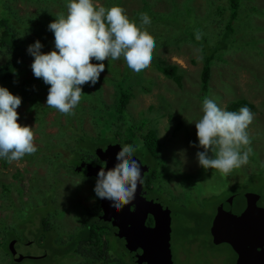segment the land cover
<instances>
[{
    "label": "rangeland",
    "instance_id": "obj_1",
    "mask_svg": "<svg viewBox=\"0 0 264 264\" xmlns=\"http://www.w3.org/2000/svg\"><path fill=\"white\" fill-rule=\"evenodd\" d=\"M108 1H115L114 4L118 2L115 6L123 7L137 25L140 24V13L149 15L151 25L147 27V31L154 36L156 42L152 61L160 58L162 61L160 63L175 65L178 81L158 72L152 63L149 70L134 75L122 57L110 64L105 60V71L101 73L97 86L89 84L83 86L86 93L74 110L75 115H63L56 109L48 107L46 104L48 93H42L38 101L41 109L46 108L42 116L43 123L36 119L41 112L37 111V114L34 112L38 105L35 107L27 102H22L17 109L18 123L32 127L36 145H41L38 139L42 134L55 136L59 129L69 136H76L75 131L80 130L85 138H89V142H95L99 135L96 134L93 122H90L92 118L88 110L91 107L87 109L84 117L82 115V107L87 108L85 98L91 99L99 106H111L117 96L118 86L123 89L129 85L130 97L125 107L130 116L124 113L126 125L134 129L139 127L141 130L153 129L157 138L155 156L148 160V164L151 162L157 165L151 167L149 164V170L155 171H152L153 178L156 176L158 178L166 197L164 203H167L171 215L169 244L172 264H210L212 257V260H216L213 264H233L234 255L231 249L225 244L213 245L208 229L217 204L228 193L241 194L244 190V193L258 195L257 204L264 205V0H239L236 17L231 22L232 39L220 50H217L215 45L218 44L224 30L225 17L228 14L226 0ZM94 3L99 6L98 0H94ZM222 6V11L218 13ZM130 8L138 11L130 12ZM197 33L201 37L199 40L196 39ZM37 40L43 45L42 53L55 50L54 34L50 33L46 42L40 31L29 34L22 48V56L16 57L21 69L19 79L28 77L32 72L31 64L34 57L27 49ZM213 46L215 52L209 62L208 84L206 89H202L199 81L202 56L209 53ZM92 63H96L95 60ZM124 67L134 78L135 84L124 82L123 86ZM205 97L214 100L224 110H227L228 104L238 103L235 109L237 112L244 107L241 103L243 102L254 115L248 129L252 138L253 153L247 165L235 169L227 177L215 169L205 171L198 163L196 154L203 149L198 147L194 123L202 117V101ZM91 113L94 114L95 109L91 110ZM67 116L70 121H66ZM79 119L81 121H78ZM113 129L122 132L124 126L119 128L112 126L111 130ZM109 134L105 133V136ZM128 136L124 130L121 138ZM132 139L129 144L135 145L137 138ZM136 145H139V142ZM144 154V149L139 147L135 157L144 162ZM15 169L19 171L21 177L19 184L23 190L18 200L13 190L16 185L10 188L14 202L12 204L7 199L8 186L5 182L14 181L10 174ZM31 169L37 170L39 174L44 173L42 167L31 163L28 165L26 160L15 161L5 168L0 167V204L5 195L9 207L0 208V222L2 221L0 264H51L55 258L54 254L59 251L54 247L47 258H25L20 262H13L7 251L8 238L12 237L16 240L15 247L22 254L37 252L35 246L23 243L26 240H36L39 217L50 212L53 203H57L52 196L53 189L49 191L44 188L47 183L45 177H41L39 182L36 179L32 180V194L27 200L28 174ZM66 178L70 179L68 176L58 179L66 185ZM229 179L232 182L229 183ZM63 182L59 185L62 186ZM64 203L65 199L62 205ZM69 209L73 218L83 220L72 206ZM23 218L31 219V222L26 225ZM25 226L26 229L23 228ZM65 242L64 239L62 243ZM71 246L72 244H67L65 250ZM14 251L16 252L15 249ZM123 254L127 253L123 251Z\"/></svg>",
    "mask_w": 264,
    "mask_h": 264
},
{
    "label": "clouds",
    "instance_id": "obj_2",
    "mask_svg": "<svg viewBox=\"0 0 264 264\" xmlns=\"http://www.w3.org/2000/svg\"><path fill=\"white\" fill-rule=\"evenodd\" d=\"M66 8V15L59 14L48 25L54 34L55 50L42 53L43 45L37 40L27 51L34 57V76L50 86L47 106L63 115H75L83 86H94L99 81L105 60L122 57L133 74L139 75L150 69L156 42L147 31L151 25L147 13L139 14L137 25L121 6L105 8L94 0H68ZM200 38L197 33L196 39ZM21 103V97L0 86V159L9 164L38 151L32 127L18 123ZM201 111L202 117L194 123L198 147L203 149L196 154L198 163L205 171L215 169L227 177L247 165L253 153L248 129L254 115L247 106L238 112L224 110L208 97L203 99ZM138 147L120 146L115 166L98 171L95 195L110 201L115 209L130 204L138 184L144 182L141 162L134 159Z\"/></svg>",
    "mask_w": 264,
    "mask_h": 264
},
{
    "label": "trees",
    "instance_id": "obj_3",
    "mask_svg": "<svg viewBox=\"0 0 264 264\" xmlns=\"http://www.w3.org/2000/svg\"><path fill=\"white\" fill-rule=\"evenodd\" d=\"M98 1L99 6H104L105 8H110L118 3L116 2V4H114L115 1L108 0ZM67 2L68 0H0V86L7 88L13 95H18L21 97L22 102H27L28 104L32 103L35 107L38 105L37 110H34V112L36 114L38 113L37 111L41 112L40 116L36 117L40 123H43L42 116L45 114L46 108L41 109L39 105L40 101L38 100L41 99L42 93H48L50 86L46 85L42 79L36 78L33 72H31L28 77L19 79L18 76L21 72V69L18 65V62L16 61V57L22 56V48L24 47L29 34H36L40 31L46 42L47 36L52 33L49 31L48 25L53 22L59 14H65L67 11ZM226 3L227 4L225 7L227 8L228 14L225 17L226 21L224 30L220 35L218 44L215 45L217 50L226 47L225 43H227L229 40L231 41L232 39L230 35L232 32L231 22L236 17L239 0H226ZM222 8L223 6L220 7L218 13L222 11ZM129 11L135 13L138 10L135 8H130ZM215 46L209 50V53H205L202 56V65L199 75V81L202 89H206L208 84L209 62L213 56V52H215ZM95 62L99 63L98 61ZM111 62H113V60H109V64ZM160 62L162 61L160 58H158L155 61H152V65L156 67L158 72L162 73L166 77L171 76L177 82L179 79L178 74L175 72L177 67L175 65H169ZM122 70L126 72L127 68L124 67ZM125 72H122L123 86L124 82L130 85L135 84L134 78L128 73V71L127 73ZM86 85L87 84H85L84 87ZM96 86L97 84H95V87ZM84 87L82 88L84 92L82 98H84L86 93ZM129 88V85L125 86L123 89L118 86L117 96L115 97L113 105L111 106H99L94 104L91 99L85 98L87 101V108L82 107V115L84 117L87 113V109L91 107L88 111L92 118L90 122H93L96 127V134L98 133L99 135L97 141L89 142V138H85V135L80 133V130L75 131L76 136L66 135L65 133H62L61 129L58 130L55 136L48 134L41 135V137L38 139L41 145H36L38 151L34 155H26L22 159L26 160L28 165L31 163L34 166H38L39 168L42 167L44 170L43 174H39V172L37 170L35 171V169L30 170L28 175L29 186H27L26 190L28 198L27 200L30 199L32 194L31 182L33 179H36L39 182L41 177H45L47 179V183L44 185V188L50 190L51 188L54 189L55 181H59L58 178L62 177L56 176L54 179V174L56 171H58L57 164L55 163L62 164V162L60 160L53 161V159H68L70 160L69 163L71 166L77 163L79 160L78 159L74 161V159H84L91 156L93 149L97 146H102L105 143L113 142L122 146L131 143L133 141L132 137L135 139L137 138L135 145L137 142H139L138 146L144 149L145 153H149L152 156L155 155V151L157 149V138L153 129L141 130V127L134 129L130 125H126L127 122L124 119V113L128 114L125 105L130 97ZM241 103L243 106L249 107L245 103ZM237 106L238 103H230L227 106V110L235 111ZM93 109H95L94 114L91 113V110ZM66 121H70L68 116L66 117ZM78 121H81V119ZM56 122L58 124V121ZM58 126L63 127L62 125ZM112 126L116 128L124 126L122 132L125 130L129 136L127 138H121L122 132H120L119 129L111 130ZM105 133L110 134L106 137ZM87 143H89V145H87ZM8 164L9 163L6 160L0 159L1 168H5ZM152 171L155 172L154 170ZM152 171L149 174H145L147 179L149 176H153ZM10 176L12 179H14V181H6L5 183L8 186L7 199L9 203L13 204L14 202L11 195V189L16 185L13 190H15L17 199L19 200L21 198L23 188L19 184L21 177L19 176V171L17 169H15L10 174ZM61 182L62 181H59L58 184H61ZM1 200L2 203L0 204V208L1 206L3 208H9L7 206L5 195ZM14 221H17L16 216L14 217ZM28 221L31 222V219H28L27 222ZM46 221L47 220L43 218L41 223H46ZM42 228L45 231L47 230V227L44 225Z\"/></svg>",
    "mask_w": 264,
    "mask_h": 264
},
{
    "label": "flooded vegetation",
    "instance_id": "obj_4",
    "mask_svg": "<svg viewBox=\"0 0 264 264\" xmlns=\"http://www.w3.org/2000/svg\"><path fill=\"white\" fill-rule=\"evenodd\" d=\"M113 143H105L99 148L104 149L107 144ZM153 156L149 153H145L143 158L144 162L140 161L141 164L147 166V171L142 175L144 182L140 185L138 196L142 197L144 200H152L160 205L163 204L161 205L162 208H167V203H164L166 200L165 193L159 184L157 176L155 178H153V176H149L148 179L145 177V174L150 173V165L151 167L157 166L151 164V162H149L150 165L148 164V160ZM54 160H60L62 162V164L55 163L57 164L58 171L54 174V179L56 176H68L70 179H65L66 185H64V182L62 181V186L58 184L59 181H55L52 196L55 197L57 203H53V207L50 212H47L45 215L39 217L37 224L39 230L36 232V240H26V242L23 243L35 246L37 252L22 254L15 247L16 240L8 238L6 248L10 258L12 259L9 243L14 245V247L12 245L11 247L14 248L16 252L23 255L22 259L47 258L51 254L52 248H58L59 251L54 254L55 258L52 260L51 264H147L146 260L140 257L142 250L138 245H134L131 250H128L125 247L124 238L117 236L118 229L124 231L131 230L133 228V224L136 222L128 221L130 218L124 219L121 211H116L114 213L111 212L107 216L103 217V211L99 198L96 197L94 192L96 184L94 177L85 176V167H82L80 170H74V168L80 163H88L91 166H104V162L96 158L93 151L92 155L89 157L84 159H74V161H78L71 166L69 163L70 160L68 159L61 158L53 159V161ZM72 170L75 172L73 173ZM71 173H73V175H69ZM25 175H27V171ZM228 182L230 183L232 180L229 179ZM241 193H244V190H242ZM234 194H238V192L228 193L223 199H221L217 206L226 198ZM142 198L135 197L128 206V212L136 211L139 213L140 209L142 210L144 208V203H140V201L143 202ZM63 199H65V203L62 205ZM258 200L259 198L255 200L256 205L264 207V205L257 204ZM70 206H72V209L76 210V212L81 215L83 220L79 221L73 218L70 213ZM216 208L213 212V216L216 212ZM136 217H139V214H135L134 218ZM43 218L47 220L46 223H41ZM23 219L26 225L30 223L29 221L27 222V218ZM112 221H115L117 224H112ZM152 222L151 216L146 213L143 219V225L149 228L152 226ZM2 224L5 225L6 223ZM43 225L47 227L46 231L43 230ZM23 228L26 229V226ZM2 239H4V237ZM64 239L66 242L62 243ZM44 242L48 243L44 244ZM67 244H72V246L65 250ZM220 244L228 246L226 243ZM123 251L127 254L124 255ZM232 253L235 261L236 254L233 251ZM212 258L210 259V264L216 262V260H212Z\"/></svg>",
    "mask_w": 264,
    "mask_h": 264
},
{
    "label": "water",
    "instance_id": "obj_5",
    "mask_svg": "<svg viewBox=\"0 0 264 264\" xmlns=\"http://www.w3.org/2000/svg\"><path fill=\"white\" fill-rule=\"evenodd\" d=\"M119 151L120 145L117 143L107 144L104 149L96 147L94 154L96 158L104 162V166L80 163L74 170L85 167V176H93L96 183L100 168L114 167ZM134 159L137 158L134 157ZM146 171L147 166L141 164V176ZM139 189L138 184L135 197L142 198L138 196ZM258 198V195L252 193L231 195L217 206L211 220L208 229L211 243L214 245L226 243L236 254L234 264H264V207L256 205L255 200ZM99 201L103 217L111 212L121 211L124 219L130 218L128 221L136 222L131 230L118 229L117 231V236L124 238L125 247L128 250L138 245L142 250L140 257L145 259L147 264H172L169 245L170 214L167 208L142 198L143 202L140 201V203H144V208L137 213L136 211L128 212L129 204L122 209H115L110 201L101 199ZM146 213L153 221L149 228L143 225ZM135 214H139V217L134 218ZM112 224L117 223L112 221ZM11 245L9 243L12 261H21L23 255L16 253Z\"/></svg>",
    "mask_w": 264,
    "mask_h": 264
}]
</instances>
